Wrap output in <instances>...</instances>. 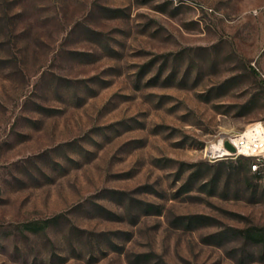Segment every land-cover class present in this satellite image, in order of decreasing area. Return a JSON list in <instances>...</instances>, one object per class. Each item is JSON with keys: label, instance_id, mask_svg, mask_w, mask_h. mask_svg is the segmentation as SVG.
<instances>
[{"label": "rangeland", "instance_id": "374dc122", "mask_svg": "<svg viewBox=\"0 0 264 264\" xmlns=\"http://www.w3.org/2000/svg\"><path fill=\"white\" fill-rule=\"evenodd\" d=\"M264 0H0V264H264Z\"/></svg>", "mask_w": 264, "mask_h": 264}, {"label": "built area", "instance_id": "2783aa9c", "mask_svg": "<svg viewBox=\"0 0 264 264\" xmlns=\"http://www.w3.org/2000/svg\"><path fill=\"white\" fill-rule=\"evenodd\" d=\"M259 125H264V121L253 122L243 131L221 136L212 144L211 157H251L254 160L251 167L255 171V163H262L264 160V129H260ZM227 141L235 151H231L225 146Z\"/></svg>", "mask_w": 264, "mask_h": 264}, {"label": "trees", "instance_id": "16d2710c", "mask_svg": "<svg viewBox=\"0 0 264 264\" xmlns=\"http://www.w3.org/2000/svg\"><path fill=\"white\" fill-rule=\"evenodd\" d=\"M253 237H254L255 240L259 241L261 244L264 245V232H262L260 234H256Z\"/></svg>", "mask_w": 264, "mask_h": 264}, {"label": "bare ground", "instance_id": "6f19581e", "mask_svg": "<svg viewBox=\"0 0 264 264\" xmlns=\"http://www.w3.org/2000/svg\"><path fill=\"white\" fill-rule=\"evenodd\" d=\"M259 126H260V129H264V125H259ZM211 149H212V145L210 147V152H211ZM262 165H264V160H262V163H255V170H257Z\"/></svg>", "mask_w": 264, "mask_h": 264}, {"label": "water", "instance_id": "95a60500", "mask_svg": "<svg viewBox=\"0 0 264 264\" xmlns=\"http://www.w3.org/2000/svg\"><path fill=\"white\" fill-rule=\"evenodd\" d=\"M225 146H226L229 150H231V151H235L234 147H233L228 141L225 143Z\"/></svg>", "mask_w": 264, "mask_h": 264}]
</instances>
